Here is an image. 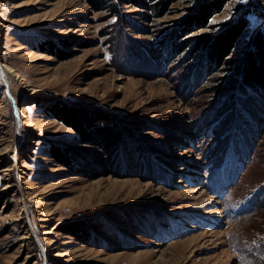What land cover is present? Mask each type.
<instances>
[{
  "label": "rangeland",
  "instance_id": "rangeland-1",
  "mask_svg": "<svg viewBox=\"0 0 264 264\" xmlns=\"http://www.w3.org/2000/svg\"><path fill=\"white\" fill-rule=\"evenodd\" d=\"M208 1L149 23L120 6L117 24L88 0H0V264H264V94L237 88L224 105L212 76L235 74L198 75L190 50L164 45ZM248 10L241 60L264 0H229L191 36ZM62 106L93 119L88 137ZM103 125L121 133L109 150Z\"/></svg>",
  "mask_w": 264,
  "mask_h": 264
},
{
  "label": "trees",
  "instance_id": "trees-1",
  "mask_svg": "<svg viewBox=\"0 0 264 264\" xmlns=\"http://www.w3.org/2000/svg\"><path fill=\"white\" fill-rule=\"evenodd\" d=\"M88 1L97 11L105 9L110 13V17H116L118 20L117 24H119L123 17L120 13V6L126 5L138 8L143 13L141 20L149 23L152 19L162 16L175 0ZM228 1L229 0H210L203 3L194 15L183 21L178 31L167 36L168 41L164 44H168L166 46L170 47L171 57H178L183 51L190 50L187 57L190 58L191 61L196 59L197 63L193 67L198 75H215L225 71L226 73L235 74L230 76V78L233 77L232 79L221 83L219 82L220 78L212 76V81L216 84L209 89V92L214 96L222 98L223 101L221 103H224V105L228 104L226 101L237 88L243 92L246 91V87H250L255 90L258 89L261 94H264V29L258 30L255 33L252 51L245 52L241 60L230 59L240 37L248 27L251 26V22L248 18L253 13L251 10L244 12L233 25L218 35H199L195 38L191 36V34L200 29L207 28L214 15L220 12ZM125 23L127 25L129 24L127 21ZM128 27L130 26L128 25ZM185 47L187 49H185ZM203 49L204 53L197 58V54ZM180 55L179 57L181 58ZM199 57L201 59H199ZM239 61H242L240 62L241 64H239ZM233 66H235V68H233ZM50 110L53 111L59 119L65 121L67 125L69 124L76 132L81 134H83V127L79 124L80 120H85L90 126L93 123V119L87 117L85 113L66 106L52 107ZM95 132L99 137L101 145L106 147V150L111 149L121 135L119 131H111L109 127L105 125L96 126ZM83 135L88 137L85 133ZM56 157L60 158L58 156ZM61 162L64 163V161ZM73 235L78 238L81 236L88 237V232L87 230L81 229L75 231Z\"/></svg>",
  "mask_w": 264,
  "mask_h": 264
},
{
  "label": "bare ground",
  "instance_id": "bare-ground-1",
  "mask_svg": "<svg viewBox=\"0 0 264 264\" xmlns=\"http://www.w3.org/2000/svg\"><path fill=\"white\" fill-rule=\"evenodd\" d=\"M25 109V108H24ZM25 118H27V115L25 114Z\"/></svg>",
  "mask_w": 264,
  "mask_h": 264
}]
</instances>
